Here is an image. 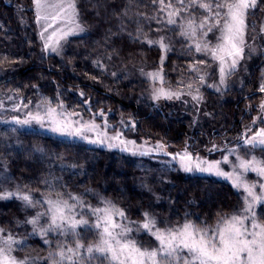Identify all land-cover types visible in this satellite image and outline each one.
<instances>
[{"label": "trees", "instance_id": "1", "mask_svg": "<svg viewBox=\"0 0 264 264\" xmlns=\"http://www.w3.org/2000/svg\"><path fill=\"white\" fill-rule=\"evenodd\" d=\"M74 1L85 32L71 37L63 57H57L42 52L32 0H0V170L7 188L34 199L66 201L87 223L76 235L49 234L45 240L31 233V209L14 198L0 200V233L23 241L21 257L51 264L70 249L79 247L83 255L96 243L88 215L101 207L117 209L123 223L136 227L131 238L146 250L158 242L140 232L144 225L158 231L188 223L215 229L240 209V195L230 184L184 174L161 156L88 146L14 118L25 109L54 106L104 122L138 142L164 143L171 153L188 150L217 159L224 148L240 143L264 100V0L248 15L260 54L241 65L224 90L215 89L216 62L197 49L185 29L194 25L197 33L205 32L212 47L234 0ZM159 66L170 87L202 97L201 120L188 103L148 101L139 71ZM260 214L264 217V207Z\"/></svg>", "mask_w": 264, "mask_h": 264}, {"label": "rangeland", "instance_id": "2", "mask_svg": "<svg viewBox=\"0 0 264 264\" xmlns=\"http://www.w3.org/2000/svg\"><path fill=\"white\" fill-rule=\"evenodd\" d=\"M257 1L234 0L227 4L225 23L212 47L204 41L205 32L197 33L194 25L185 29L197 49L205 51L216 62L219 74L216 90L229 87L232 75L241 65L250 64L260 54L259 46L248 31V15ZM32 3L42 52L63 57L68 40L85 32L75 1L32 0ZM139 75L147 82L144 94L148 101L158 105L173 101L188 103L186 106L194 118L201 120L202 97L170 87L162 67L139 71ZM14 120L92 147L133 157L161 156L184 174L218 179L230 184L240 195L239 211L211 231L189 223L173 231L153 230L144 225L140 232L153 234L158 242L153 250L143 249L132 240V233L139 230L123 223L117 209L98 208L88 215L93 218L92 225L97 231L96 243L86 248L83 255L79 247L70 249L51 264H97L90 259L92 256L100 258L103 264H264V217L260 214L264 207V100L240 143L224 148L217 159L188 150L171 153L164 143L138 142L119 131H110L104 122L54 106L34 111L25 109ZM4 178L0 170V200L16 198L31 209L28 221L34 236L46 240L49 234L76 235L78 228L86 225V220L79 217L77 209L68 202L56 198L34 199L30 194L7 188ZM22 243L0 233V264H34L33 259L17 254Z\"/></svg>", "mask_w": 264, "mask_h": 264}]
</instances>
